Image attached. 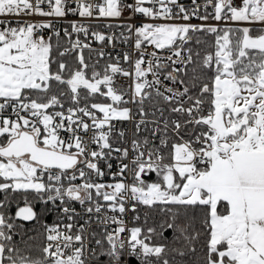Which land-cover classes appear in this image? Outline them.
I'll list each match as a JSON object with an SVG mask.
<instances>
[{"label":"snow or ice","instance_id":"1","mask_svg":"<svg viewBox=\"0 0 264 264\" xmlns=\"http://www.w3.org/2000/svg\"><path fill=\"white\" fill-rule=\"evenodd\" d=\"M66 2L0 0V17H63ZM44 3L50 6L48 11L41 7ZM145 4L153 7H145ZM192 4L194 7L190 11L179 0H135L134 5L126 6L134 13L154 20L180 18L188 21L193 17L207 20L208 15H198L200 6L196 0H192ZM207 5L214 7L213 18L217 21L225 19L264 26V0H242L241 6H233V0H215L214 4L213 0H206ZM172 6L178 9L176 13ZM94 7L99 17L119 18L122 15L120 0H103V4L95 6L77 0L81 17H92ZM5 25L6 21L0 19V178L5 181L0 183V191L46 193L44 202L55 204L60 201L61 211L70 221L78 215L68 203L70 201L88 205L85 207L88 214L104 211L105 205L94 200L93 190L96 197L108 202L109 211L121 215L126 210V193L149 208L161 206L160 211L165 217L159 224L160 231L152 227L147 232L141 227L126 229L121 218L98 217L100 223L119 225L112 232H105L107 250L101 247L100 255L109 257L110 264H123L126 246L128 255L140 259L141 264H170L167 258L170 254L186 258L188 264H264V27L257 35L252 34L250 27L223 30V35L216 39L215 53L205 55L199 62V69L214 72L210 83H201L203 75L195 66L190 81L184 79L188 76V66L194 61L191 49L187 55L183 54V45L191 39L190 32L217 33L220 30L216 27L148 23L136 28L135 48L140 50V57L134 63L133 102L142 105L152 95L146 89L155 88L156 96L170 104L175 101L171 111L185 118L183 125L179 119L172 122L173 131L179 134L182 126L191 124L195 126L191 130L194 134L190 140L172 145L169 163L164 162L165 156L159 149L148 147L147 139L142 144L133 141L135 155L129 163H121L118 174L124 176L130 171L134 182L106 185L85 179L89 175L85 169L103 177L100 160L110 158L112 152L119 153L121 160L129 159L127 148H113L110 143V122L132 118L130 109L118 107L122 102L127 103L124 93H118L113 87L114 75L131 76L132 73L109 64L102 77L93 70L89 78L86 75L89 66L81 50L78 54L80 67L65 78V62H59L55 71L52 69L55 60L51 55V38L45 40L43 36L35 35L39 30L51 29L50 22L17 20L7 21L8 26ZM72 28L74 32L87 35V28L83 25L74 23ZM128 30L131 32L132 27L129 26ZM231 33L240 35L233 41ZM54 34L59 36V32ZM65 35H69L67 31ZM93 35L100 42L112 39L100 33ZM145 42L156 49L171 50L167 60L172 67L165 79L173 85H181L182 90L165 85L161 91L162 81L157 69L168 65L161 62L155 51L149 54L153 60L145 61L142 48ZM89 47L86 43L81 44L79 39L73 44V48ZM100 55L104 54L101 52ZM124 59H130L127 53ZM149 75L156 78L149 81ZM53 82L67 86V91L61 89L53 93ZM102 85L107 88L106 95L111 104L79 106L81 89L87 94L105 95L101 92ZM197 87L198 92L190 95V91ZM87 94L83 96L85 100ZM63 96H68L76 107L49 112V109H64ZM206 102L211 107L207 115H203ZM91 109L102 113V118ZM141 114H144L142 108ZM106 126L107 131L104 130ZM139 127L137 124V129ZM167 127L166 124L165 129ZM90 129L94 130L91 142L99 144L100 151L89 150L79 134H86ZM61 131L69 133L70 139L63 138ZM119 135L123 137V131ZM166 143L161 140V145ZM81 163L83 167H78ZM107 167L111 169V163ZM149 173H156L162 179L148 183L145 176ZM45 174L48 183L44 182ZM65 179L67 186L64 185ZM77 179L82 183H73ZM106 188L113 190L102 191ZM3 207L0 203V208ZM16 215L25 221L36 218L31 206L19 208ZM64 227L69 231H60L58 225L46 227L48 243L42 249L44 255L34 259L19 254L9 243L12 236L6 229L11 230L13 224L0 214V264H86L84 229L73 235L70 233L72 223ZM168 230L173 234L172 244L179 246L169 248L150 242L154 236L167 239L164 232ZM126 231L129 235L124 238L122 234ZM95 242L103 245L102 240ZM73 244L79 246L73 247ZM92 255L96 256L95 251Z\"/></svg>","mask_w":264,"mask_h":264},{"label":"built area","instance_id":"2","mask_svg":"<svg viewBox=\"0 0 264 264\" xmlns=\"http://www.w3.org/2000/svg\"><path fill=\"white\" fill-rule=\"evenodd\" d=\"M86 3H91L92 5L96 4H103V0H84ZM121 3V10L122 15L119 18H107V17H99L97 11L95 10V7L93 8V16L92 17H81L79 15V9L77 8V0H67L66 2V15L63 17H56V16H39V15H21L19 17H0V19H3L6 21H27L31 23H41V22H50L52 24L51 29H43L39 30L35 33L37 37L43 36L45 40H49V38L54 39H62L64 43V47L62 49V52H66L65 55L71 54V53H77L79 54L80 51H83V55L87 54L89 59H95L99 57L107 58L111 61L110 64H116L119 67L123 68L124 70L132 73L131 76H123L121 74L114 75V84L113 87L118 93H124V100L127 101V103H120L118 105L119 108H128L131 110V116L132 118L129 120H112L110 123L112 125L111 129V136H110V143L112 144L113 148L119 147V148H127L129 150V159L121 160L120 154L116 152H112L111 157L106 160H100L99 161V167L103 170L104 176L103 177H97L94 173H91L89 170L85 169L86 172H89V175L85 177V179H90L91 182L94 183H103V184H115L118 182H124L126 184H132L133 176L132 173L125 172L124 176H120L119 170L121 163H129L130 159L135 155L134 151L132 150V142L138 141L141 144L145 139H148L150 137V141H157L161 144V140L164 139L168 142L169 137L172 136L176 138L179 143H183L186 141L180 134H177L172 129V122L179 119L183 125L184 123V117H175V118H163V115L159 116L157 115V112H154L152 109H148L146 107H138V103L133 102V89H134V83H135V77H134V63L135 60L140 57V50H137L135 48V42H136V35L135 30L136 28L141 27L144 24H192V25H200L204 27L212 26L216 27L217 29H236V28H243V27H264L262 25L256 24V25H250L245 24L242 22H233L231 20H225L221 19L220 21L215 20L214 17V7L212 5L206 6V0H196V4L200 6L199 16L208 15L207 20H202L196 17H193L191 20L185 21L180 18L171 19V20H164V19H151L149 17H146L140 13H134L133 10L126 5L129 4H135V0H120ZM179 3L183 5L186 9L189 11L191 10L194 5L192 4V0H179ZM215 3V0H213V4ZM242 0H233V6H241ZM145 7H153L151 4H145ZM41 7L45 10H49V5L47 3H44L41 5ZM158 7V5L156 6ZM173 7V12L176 13L178 9L175 6ZM206 9V10H205ZM83 25L85 28H87V35L83 32H74L72 25ZM11 26H15V24H12ZM129 26L132 27V31L130 32ZM69 35H65V32ZM59 32V36L57 37L54 33ZM93 33H100L105 35L106 37H111V41L108 39H105V41L100 42L96 40ZM79 39L81 44H88L90 45L89 48H73V44L75 41ZM50 40V41H51ZM180 43L179 41L177 42ZM142 48L144 50V59L145 61H151L153 60V57L149 55L153 51L157 53V55L161 58V62L164 64H167L168 67L163 69H157V71L160 72L159 79L162 81V84L160 85L161 91H164L165 85L168 87H174L182 90L181 85H173L170 81L165 79V76L168 71H170L172 65L171 62L167 60V57L171 55V50L168 48L165 49H156L154 45L147 44L145 42L142 45ZM184 48V55H187L188 48L186 47V43L183 45ZM103 53L104 55L101 56L100 53ZM125 53L128 54L130 57L129 60L125 61L124 55ZM110 73V72H109ZM111 75V73H110ZM156 77L149 75L147 79L149 81H153ZM105 87V86H104ZM107 90V88L105 87ZM146 91H151L152 94H155V88L152 89H146ZM166 95L168 93H165ZM191 95V93H190ZM152 96V95H151ZM147 98L145 101L151 98ZM172 103H175L173 101ZM190 103V102H189ZM111 104V103H110ZM117 106V105H114ZM185 106H188L186 104ZM68 107H64V109H52L51 112L57 111V110H65ZM141 108L143 109V115L141 114ZM97 117L102 118L103 114L99 113L95 109H91ZM50 111V109H49ZM203 115H207V112L204 111L203 108ZM7 115V113H5ZM85 121H87L89 124L92 123L91 120H89L87 117H83ZM141 121H144L141 123ZM137 124L140 125L139 129H137ZM168 125L167 129H165V125ZM191 125V124H189ZM184 127L182 126L181 130ZM155 129H159L158 131H154ZM105 131L108 130L107 126L104 129ZM180 130V131H181ZM93 129H90L88 133H79L85 142L89 146V150H95L100 151V145L96 143L91 142V138L93 135ZM123 131L124 136L120 137L119 133ZM61 136L65 139H70V134L61 131ZM182 138V139H181ZM149 148L150 144L148 145ZM72 151H75L73 148ZM105 152H107V149H104ZM162 154V151L159 150ZM83 159V158H81ZM165 162V161H164ZM111 163L112 167L109 169L107 167V164ZM166 163V162H165ZM78 167H83V164L81 163L78 165ZM55 171V170H53ZM152 174L155 173H149L147 176H145V180H147ZM78 175V174H77ZM44 182L48 183L47 180V174L44 175ZM73 183L80 184L82 181L80 179L75 180ZM64 185H68L67 179L64 180ZM113 189L106 188L102 191H108L111 192ZM128 196V199L125 202V213L122 215L119 212H111L107 209L106 205L108 202L103 201L101 198L95 196V191L93 190V196L94 200H98L101 205H105L104 211L100 214L92 213L88 214L85 212V207L88 205L81 206L78 202L70 201L68 202L72 207L76 209V212L78 215L75 216L73 220H68L66 215L61 211V204L60 201H57V209H55V219L52 224H50L49 227L53 226H59L60 231L67 232L69 231L64 227V225L68 223L73 224V228L70 230V233L75 235L78 234L80 229L83 228V236L85 240V258H86V264H110L109 257L105 255H100L101 247H103V250L106 251L108 248L107 241L105 238V232H112L113 229L119 227L117 224H104L98 222V217L101 219L104 215L107 216H116L118 218L123 219L124 226L126 229H131L132 221L133 219V207H138L141 205V203L134 200L129 194H125ZM129 233L126 231L122 234L124 238H127ZM102 240L103 245H97L96 240ZM48 241L46 242L47 245ZM78 244H73V247H78ZM70 251V250H69ZM92 251H95L96 256L92 255ZM68 253H66L67 255ZM132 260L141 262L140 259L128 255L127 246L125 248L124 255L122 256V262L123 264H129Z\"/></svg>","mask_w":264,"mask_h":264},{"label":"trees","instance_id":"3","mask_svg":"<svg viewBox=\"0 0 264 264\" xmlns=\"http://www.w3.org/2000/svg\"><path fill=\"white\" fill-rule=\"evenodd\" d=\"M253 29V35L259 34L258 27H250ZM217 33H209L207 31L204 32H196L193 33L194 37H192L187 43L186 47L188 49H191L193 54V61L194 64L188 66V76L184 77L186 81H190V78L192 76V69L193 67H197L198 70L201 71V74L203 75V79L201 83H210V78L214 75V72L207 69H199V62L202 61L203 57L207 54H214L216 50V39L219 35H223V30L218 29ZM239 33H231L230 39L235 41ZM199 41V43L197 42ZM52 44V57L55 60V63L52 64V69L55 71L57 69V65L59 62H65L67 65V68L63 75L65 78H67L71 71L76 70L79 68V61H78V54L77 53H71L67 55H60L62 53V49L64 47V43L62 39L54 38L51 41ZM196 53H199V56H196ZM85 62L88 64V69L86 70V75L91 78L93 70L101 73V77L104 74V70L111 63V61L107 58L99 57L97 60L95 59H89L87 54H84ZM110 74V73H109ZM53 89L52 92L56 93L59 90L63 89L64 91H67V86L65 85H56L55 82H53ZM106 90L105 87L101 86V92ZM198 87L196 89H192L190 91L191 95H194L198 92ZM104 93V92H103ZM86 90L81 89V101L79 106L84 105H91L92 103H102V104H109L112 103L110 97H108L106 94L101 95L100 93L91 95L87 94L88 98L85 100L83 98L84 95H86ZM205 97L207 99V94H205ZM64 107H76L68 96L61 97ZM174 104V103H172ZM172 104L166 102L163 100L162 97L156 96V94H152L151 98L147 101H144L142 105L138 104V107H146L148 109H152L154 112H157L159 116L163 115V118H175L179 114L173 113L171 111ZM211 105L210 103L206 102L203 105L204 111L208 112ZM55 109V108H54ZM52 109H50L49 112H51ZM97 111V110H96ZM180 117V116H178ZM195 126L194 125H187L184 127L180 134L185 140H190L193 136V132L191 131ZM202 127V126H201ZM199 130V128H197ZM2 139V138H0ZM151 148H157L162 151V154L165 156V162L169 163L170 158L169 154L172 151V145L174 143H179V141L170 136L168 142L166 145H161L159 142L150 141V137L147 139ZM162 177L157 176L156 174H152L146 181L148 183L157 182L161 180ZM2 178H0V183H3ZM47 200V194L41 193L37 194L34 191H12L11 189L7 191H0V203H3L4 207L0 208V214H4L5 217L9 220L10 223L13 224V228L11 230H7L8 233L12 236V240L9 242L13 247L17 249V252L22 255H28L31 256L34 259L42 258L43 247L46 246L47 242V232L46 227H49L50 224L53 223L55 219V209H57V201L55 204H53L51 201L48 203H45L44 201ZM25 206H31L32 209L36 213V218L33 222L30 223H23L20 221H17L15 219V214L18 211L19 208L25 207ZM159 205L153 206L149 208L148 206H145L143 204L139 205L135 208V211H133V221L132 226L133 227H141L145 232H147V229L152 227L156 228L157 231H160L159 224L162 222L163 218L165 217V213L160 211ZM136 217H139V219H136ZM164 237L167 239H162L159 236H154L153 239L150 241L151 243L155 244H164L167 245L169 248L173 246H179V245H173L172 239L173 234L171 233V230L164 232ZM15 254V253H14ZM170 261V264H188V261L186 258H181L178 255L170 254L167 257ZM129 264H141V262L132 260Z\"/></svg>","mask_w":264,"mask_h":264},{"label":"water","instance_id":"4","mask_svg":"<svg viewBox=\"0 0 264 264\" xmlns=\"http://www.w3.org/2000/svg\"><path fill=\"white\" fill-rule=\"evenodd\" d=\"M33 211H34V210H33ZM17 212H18V211H17ZM17 212H16V213H17ZM34 212H35V211H34ZM15 219H16L17 221H20V222H23V223H30V222H33V221L35 220V219H34V220H30V221H25V220H22V219L18 218L16 214H15Z\"/></svg>","mask_w":264,"mask_h":264},{"label":"rangeland","instance_id":"5","mask_svg":"<svg viewBox=\"0 0 264 264\" xmlns=\"http://www.w3.org/2000/svg\"><path fill=\"white\" fill-rule=\"evenodd\" d=\"M236 29H238V28H236ZM189 36L192 38V37H194V34L193 33H189ZM193 39V38H192ZM102 92H104L105 94L107 93V90H104V91H102ZM110 104V103H109ZM156 174V173H155ZM3 179V178H2Z\"/></svg>","mask_w":264,"mask_h":264}]
</instances>
